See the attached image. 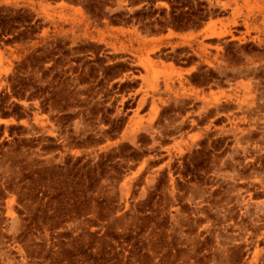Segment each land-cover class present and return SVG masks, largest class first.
<instances>
[{
	"label": "rangeland",
	"instance_id": "rangeland-1",
	"mask_svg": "<svg viewBox=\"0 0 264 264\" xmlns=\"http://www.w3.org/2000/svg\"><path fill=\"white\" fill-rule=\"evenodd\" d=\"M2 118L0 264H264V0H0Z\"/></svg>",
	"mask_w": 264,
	"mask_h": 264
},
{
	"label": "bare ground",
	"instance_id": "bare-ground-1",
	"mask_svg": "<svg viewBox=\"0 0 264 264\" xmlns=\"http://www.w3.org/2000/svg\"><path fill=\"white\" fill-rule=\"evenodd\" d=\"M60 4H64L63 2L62 3H60ZM212 25H213V23L212 22H209L201 31H203V32H207V31H209L210 30V28L212 27ZM210 31H212V30H210ZM172 34H174V32L172 31V30H170V32L167 34V35H172ZM218 35H223V33H219ZM9 70H7L6 71V73L8 72ZM0 121H2L3 123H9V122H12V121H15V119L14 118H2Z\"/></svg>",
	"mask_w": 264,
	"mask_h": 264
},
{
	"label": "trees",
	"instance_id": "trees-1",
	"mask_svg": "<svg viewBox=\"0 0 264 264\" xmlns=\"http://www.w3.org/2000/svg\"><path fill=\"white\" fill-rule=\"evenodd\" d=\"M18 120H20V119H18Z\"/></svg>",
	"mask_w": 264,
	"mask_h": 264
}]
</instances>
